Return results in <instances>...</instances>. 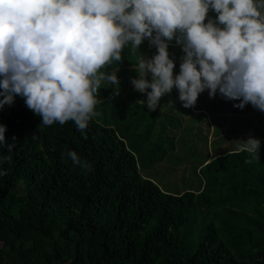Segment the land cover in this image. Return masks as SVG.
Wrapping results in <instances>:
<instances>
[{"label":"trees","instance_id":"trees-1","mask_svg":"<svg viewBox=\"0 0 264 264\" xmlns=\"http://www.w3.org/2000/svg\"><path fill=\"white\" fill-rule=\"evenodd\" d=\"M137 54L150 58L151 49L141 44ZM137 60L130 52L100 69L117 68L119 85L102 82L97 115L85 133L72 121L39 127L41 118L16 97L0 108L5 139L15 145L11 153L0 145V156H11L0 163L6 172L0 175V264H264V112L248 104L240 115L261 142L258 160L245 163L252 157L237 147L202 156L192 143L188 157L200 159L202 184L170 192L144 170L157 172L167 157L178 162L184 148L177 146L186 141L173 131L184 121L176 113L161 115L163 98L155 111L141 102L146 94L125 99L137 77L128 65ZM203 95L199 110H221L224 98L216 95L217 107ZM167 96L173 105L179 93L173 88ZM222 117L212 120L221 141L227 137ZM226 118L230 133L237 122ZM67 150L92 170L74 167L62 156ZM197 221L202 223L193 237Z\"/></svg>","mask_w":264,"mask_h":264},{"label":"clouds","instance_id":"clouds-1","mask_svg":"<svg viewBox=\"0 0 264 264\" xmlns=\"http://www.w3.org/2000/svg\"><path fill=\"white\" fill-rule=\"evenodd\" d=\"M145 39L156 48L151 58L137 54ZM173 40L183 52L175 75ZM126 46L138 57L131 84L146 94L149 111L175 88L185 108L207 90L264 112V0H0V108L21 96L39 127L72 121L85 133L102 82L119 85L117 68L100 69L120 62ZM5 132L0 124V145L11 153ZM236 142L237 152L252 157L245 163L259 159L258 138ZM62 156L92 170L76 151ZM10 160L0 156V163Z\"/></svg>","mask_w":264,"mask_h":264},{"label":"rangeland","instance_id":"rangeland-1","mask_svg":"<svg viewBox=\"0 0 264 264\" xmlns=\"http://www.w3.org/2000/svg\"><path fill=\"white\" fill-rule=\"evenodd\" d=\"M209 18H215L216 13L209 10L208 13ZM207 23V19L205 21ZM142 47L145 49H151V55L150 58L156 53V48L152 46L148 39H145L142 43ZM170 58H172L175 61L176 67L174 68V73L178 74L180 70V58L183 55L182 49L180 46H178L175 42V40L171 41L169 43L168 48ZM123 57H127L130 55V52L128 51H122ZM136 61V60H135ZM134 61V62H135ZM131 69L134 71L135 67L134 65H128ZM150 91V89H149ZM137 94H141L140 92L134 90L133 85L131 84L127 90V94L125 95V99H128L129 97H135ZM204 102L207 104H216L218 107V104H221L218 102V99L210 98L208 95V91L205 90L203 93ZM168 94H165L162 96V100L160 103L162 114L164 112H170L173 114H179L183 117L184 121V127H181L178 130H174L173 132L176 134V137L184 139L186 142V145H178L177 150L179 151V148L183 147L184 149L179 151V157L178 162L173 163L168 157L165 161L162 162V164H158L157 166V172L154 169H147L144 170V173L146 176L150 174V176H153L156 181H158L159 184H161L162 187L166 188L170 192H177L181 193L184 190L188 188H192L193 190H198L200 185L202 184V178L198 173V168L200 165V159L194 158V156L188 157V155L191 154V147L192 143H196L195 146V152H199V154H202V156L207 153L210 156L215 155L216 153H223L228 149H233L237 147L236 140H246L248 136L250 135L249 132L246 130L244 126V122L242 121V109L238 108V115L234 111V105L239 103L238 100L236 101H229L225 100V103L222 102V107L220 106L221 110L214 109L213 111H206L204 109L199 110L202 103L197 100V103L194 107L191 108H185L182 105V102L178 99H174V104L170 105L167 102V99L169 96ZM18 100L24 103V99L21 96H16ZM25 104V103H24ZM175 104H181L179 108L176 107ZM248 108L246 107L245 110ZM205 119H198L199 117L204 118L203 115L198 116L197 113L205 112ZM221 114L223 117L220 120L221 123H224L225 131L224 136L226 137V140L221 141V135H218L212 132L214 125L212 123L213 118H216V115ZM227 117L230 118V122L236 121L237 124L232 126V130L229 133V125H227ZM243 116V117H248ZM226 118V120H225ZM196 119V120H195ZM243 122L242 124H239L238 122ZM215 122V121H214ZM192 126V128H191ZM252 135V134H251ZM195 138V141L192 142V140ZM206 138L207 146L203 144L202 139ZM218 143V144H216ZM216 144V145H215ZM171 154V153H170ZM211 220V216H206L204 222H209ZM202 221H197L191 228V233L193 237H197L198 229L201 225Z\"/></svg>","mask_w":264,"mask_h":264}]
</instances>
